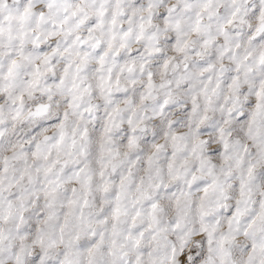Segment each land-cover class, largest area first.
<instances>
[{"label":"snow or ice","instance_id":"1","mask_svg":"<svg viewBox=\"0 0 264 264\" xmlns=\"http://www.w3.org/2000/svg\"><path fill=\"white\" fill-rule=\"evenodd\" d=\"M0 264H264V0H0Z\"/></svg>","mask_w":264,"mask_h":264}]
</instances>
